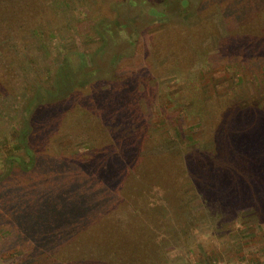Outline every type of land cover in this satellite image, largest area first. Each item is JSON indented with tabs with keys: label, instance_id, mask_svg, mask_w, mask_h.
Masks as SVG:
<instances>
[{
	"label": "rangeland",
	"instance_id": "1",
	"mask_svg": "<svg viewBox=\"0 0 264 264\" xmlns=\"http://www.w3.org/2000/svg\"><path fill=\"white\" fill-rule=\"evenodd\" d=\"M259 103L264 0H0V264L35 247L24 209L60 214L45 264H111L119 245L113 264H264V178L226 139Z\"/></svg>",
	"mask_w": 264,
	"mask_h": 264
},
{
	"label": "trees",
	"instance_id": "2",
	"mask_svg": "<svg viewBox=\"0 0 264 264\" xmlns=\"http://www.w3.org/2000/svg\"><path fill=\"white\" fill-rule=\"evenodd\" d=\"M239 15H241V12L239 13ZM251 107L252 108L249 107V110L245 107L242 108L241 111L237 112L236 116H242L243 114H247L249 111L250 116L254 120H256L253 123L250 121L249 125H252V127L247 128L245 126V125H247L246 121H244L243 119H239L237 122H235L233 124H229L231 127V128H229L230 132H228L229 136H228V138H226V137L225 138L228 141V145H229L228 148L230 149V151L232 153L231 157H232L233 161L238 166H240L244 171L246 169H248L249 166L251 167L252 165L253 166L255 165L256 167L252 168V170L256 174H258L259 176L264 178V112L261 109V107H262L261 103L255 105V106L253 105ZM217 134H218V140L220 142V136H219L220 131ZM222 140L224 141V138ZM14 144H15V147L18 146V143H14ZM145 144L149 145V142L144 141L143 145L140 143L138 146V150H140V149L142 150L144 148ZM134 147H135V145H134ZM131 149L128 148L127 150L132 151ZM127 154L133 155V153H127ZM127 154L125 157L123 155L122 156H120V155L116 156L117 161H115V162L121 166L124 165V160L128 161V160L132 159V156H130V155L127 156ZM122 159H123V161H121ZM245 173H246V171H245ZM112 174L113 173H111L110 175H112ZM229 180H228L229 183L227 184V186L229 188V190H228L229 194H231L234 197L233 201L234 202L243 201L242 202L244 204L243 206L249 205V204L245 205V203H247V200H245V193L249 191L248 190V185H249L248 182L246 180H244V184H246V187L244 185L243 188L237 189V187L234 185V182L231 179H229ZM199 182L200 183L198 184V186L202 187L204 189V191L202 193H204L205 197L207 198L209 188H208V186L204 185V183H202L201 181H199ZM253 182H254L253 184L256 185V187H257L258 182H256V181H253ZM74 185H75L74 183H71L68 186L65 185V186H63V189L65 191V188L68 187V189H69L71 186L73 187ZM252 191L255 192L254 188L252 189ZM52 192H53V189H51L48 192L47 196L45 197L46 199L50 198L49 202L48 201L47 202L51 205H53V198L50 196V194L52 195ZM251 192L249 193L250 194L249 198L252 199V201H253L252 206L254 208H261L263 203L260 204L261 207L258 206L257 202L259 201V199L257 198L256 194H255V196H251ZM85 198H87V197H85ZM50 200L52 202H50ZM259 203H261V202H259ZM263 206H264V204H263ZM24 210H27V209H24ZM24 210L23 211L20 210L19 212L20 213L23 212L24 221L22 223H23V225L25 224V226H21L18 229V231L20 233L17 236V238H20L19 236H22L24 238L22 240V242H26V238H27V236H29L30 242L32 243V245H35V247H39L41 245L43 246V252L41 251L43 254L41 252H39L41 254V255L40 254L39 255L42 258L40 260V261H42V264H45V261L52 262L53 259H55L56 257H55V254L53 255V253H51V251H54L53 249L55 247H58V245L60 244L61 241H55L56 239H52L53 236H51V234L41 235L40 233H42L43 231H46L47 227L55 228L57 225H56V223H54L52 218L55 219V221H56V219L61 220L59 218L60 214L59 213L56 214L53 210H48L47 214L50 216L51 221H50V224H45L44 220L39 216V213H35V212L34 213H27V211H24ZM16 211H17L16 208H13L12 210H10L9 220H12V221L16 220ZM61 216L62 217L69 216V212L66 211V213H63ZM35 221L38 223V227L35 226V224H34ZM42 222H44V225H42ZM13 225L15 226V229H16V225L18 226V224L15 222H13ZM4 229H7V228H4ZM1 231L4 232L3 230H1ZM75 232H76V229L72 230L71 232L70 231H68V232L62 231V233H64V235H63V237L61 235V238L63 239L66 236L71 235V234L73 235ZM59 238L60 237H58V239ZM30 242L28 241V243H30ZM19 243H20V241L16 244L19 245ZM143 244H145V243H143ZM115 246H118V245H115ZM35 247L33 246L32 250L25 252V250L22 249V246H18V250H17V253H15V255H16L15 257H17V258L19 257V259L16 260L14 262V264H25V263L30 264L32 262V259H33L31 257H33V253L36 252ZM47 247H48V249H47ZM122 247H124L125 250ZM148 248H149V244H146L144 247V250H147ZM123 250H124V252H123ZM110 251H111V254L113 253V255L110 256V258L112 257L111 258V264H113V260H115V258L117 259L116 255L125 254L127 251H129V247L119 245V247H115L113 250L111 249ZM54 252H57V251H54ZM108 253H109V250H108ZM37 256H38V254H37ZM106 259H107L106 256L105 257L103 256L102 258H100L99 262L101 264H104L106 262ZM142 259H144L143 256H142ZM36 260H39V257L36 258ZM119 261H120V263H125V261L127 262V259L119 260ZM136 261H138V260H136ZM36 262H38V261H36Z\"/></svg>",
	"mask_w": 264,
	"mask_h": 264
}]
</instances>
